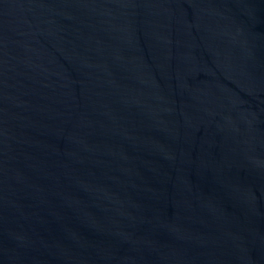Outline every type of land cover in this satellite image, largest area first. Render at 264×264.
<instances>
[{
    "label": "water",
    "instance_id": "water-1",
    "mask_svg": "<svg viewBox=\"0 0 264 264\" xmlns=\"http://www.w3.org/2000/svg\"><path fill=\"white\" fill-rule=\"evenodd\" d=\"M0 264H264V0H0Z\"/></svg>",
    "mask_w": 264,
    "mask_h": 264
}]
</instances>
